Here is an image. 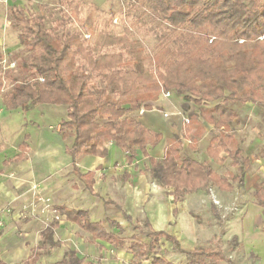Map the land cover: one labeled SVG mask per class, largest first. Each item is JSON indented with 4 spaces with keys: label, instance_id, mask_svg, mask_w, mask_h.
Returning a JSON list of instances; mask_svg holds the SVG:
<instances>
[{
    "label": "trees",
    "instance_id": "trees-1",
    "mask_svg": "<svg viewBox=\"0 0 264 264\" xmlns=\"http://www.w3.org/2000/svg\"><path fill=\"white\" fill-rule=\"evenodd\" d=\"M134 4L142 9V15L163 26L150 51L139 39L131 38L127 27L119 34L103 28L88 45L78 33L62 31L55 35L34 28L31 18L11 6V24L20 28L29 49L39 51L27 64L29 78L14 79L3 98L4 108L28 111L39 104L63 105L66 114L58 123V134L63 140L72 139L65 151L73 160L82 154L105 156L107 142L124 152L128 164L140 151L148 157L150 175L172 189L175 203L210 184L231 191L235 184L242 183V175L228 172L221 176L207 163L182 153L178 135L167 139L161 160L151 157L146 146L156 145L162 133L147 128L129 112L140 107L151 109L150 102L162 93L181 95L183 110L188 109V102L198 106V112L187 116L186 129L192 131L190 146L196 147L205 131L202 121L213 124L218 133L209 140L207 155L223 162L221 152L228 149L232 161L248 166L249 158L241 154L230 132L237 112L229 103L264 107V0H134ZM68 6L77 14V4L69 2ZM109 47L118 51L108 53L105 49ZM10 76V70H6L3 77ZM96 77L101 85L93 84ZM26 145L24 141L20 144L22 151ZM23 157L22 152L15 159ZM255 197L264 206V185ZM55 209L73 216L96 238L114 246L124 243L106 233L99 222H90L83 211L62 206ZM56 226L50 224L41 231V242L20 264H35L41 251L56 245L51 240ZM147 235L149 243L131 238L128 248L133 258L140 264H174L156 247L161 238L178 245L176 238L163 231ZM187 253L190 264H234L220 250L209 247H196ZM0 264L6 263L0 258ZM56 264L101 262L85 260L70 251Z\"/></svg>",
    "mask_w": 264,
    "mask_h": 264
},
{
    "label": "rangeland",
    "instance_id": "rangeland-1",
    "mask_svg": "<svg viewBox=\"0 0 264 264\" xmlns=\"http://www.w3.org/2000/svg\"><path fill=\"white\" fill-rule=\"evenodd\" d=\"M69 2L77 4V14L68 6ZM133 4L134 0H0V125L4 135L9 139L7 141L0 136V148H5L10 142L9 151H12L14 144L19 142L18 139L27 127L29 130L37 128L35 131L41 134L49 133L52 139H58L61 146L71 142L70 138L60 140L58 118L55 121L56 116L65 113L63 105L39 104L28 111L21 108L11 111L4 109L3 98L10 90L14 79L23 81L29 78L27 64L39 51V48L31 50L26 46L20 35V28L11 24L8 9L12 6L20 14L31 18V25L34 24V28H42L55 35L62 31L78 33L88 45L93 44L96 34L103 28H107L111 34H119L127 27L131 30V38L139 39L145 50L150 51L156 43L157 35L164 31L163 26L142 15V9L136 8ZM105 51L117 52L118 48L109 47ZM82 68L86 69V66L83 65ZM6 70H10L9 78L3 77ZM93 84L101 85L100 78L96 77ZM164 96L174 103L176 108L168 103L160 108L161 114L166 115L171 110H177L176 112L181 115L180 119L172 124L174 131L182 134L181 152L190 154L197 160L208 158L205 150L211 137L218 133V129L213 124L202 121L205 131L198 141L199 144L191 147L192 149L189 148L192 131L186 129L187 116L188 113L198 112V106L188 102V109L183 110L181 104L184 98L181 95L167 92ZM229 105L237 112L236 119L230 123V132L234 135L241 154L249 158V165L245 166L241 161H232L227 155L228 149H224L221 152L224 162L222 164L211 162V166L221 174L228 171L241 174L242 183L235 185L232 193L222 198L216 194L214 186L210 185L205 189V194L191 195L186 199L191 207V215L197 223L195 239L198 240V245L220 250L234 264H264L262 258L260 260L248 251V246L244 242H248L246 239L248 234L245 235L240 224L249 213L246 205L255 202V189L264 182V107L251 103ZM141 108L132 109L129 115L139 119L143 116ZM179 124L184 126V132L180 131ZM144 171L150 173L148 165ZM18 174L5 169L1 176L4 179L1 181L0 178L1 258L7 264H20L32 247L41 242L40 231L54 223L58 226L54 227L51 240L56 245L41 251L35 264H56L57 261L66 258L70 251H75L78 257L83 253L91 254L88 250L83 251L82 246L87 245L86 241H89V238L86 236L83 240L84 234L81 230L60 226L62 215L55 209L56 203L52 195L44 190L42 182L24 180ZM152 180L157 181L153 177ZM142 225L145 227V224ZM127 232L130 233L131 228L122 234ZM132 232H137L136 228H132ZM125 242L126 244L119 247L104 245L103 249L101 246L98 248L100 253L95 255L99 256L102 264H140L136 259H130L128 241ZM175 247L171 252L163 251L159 243L156 250L168 258L176 252L185 253L184 255L179 253L180 256L177 253L180 259H171L174 264H190L191 259L187 250L180 251L179 246ZM142 264L150 262L145 261ZM221 264H225V261Z\"/></svg>",
    "mask_w": 264,
    "mask_h": 264
},
{
    "label": "crops",
    "instance_id": "crops-1",
    "mask_svg": "<svg viewBox=\"0 0 264 264\" xmlns=\"http://www.w3.org/2000/svg\"><path fill=\"white\" fill-rule=\"evenodd\" d=\"M168 103L174 109L176 108L175 104L165 98L164 93H162L157 100L150 102L151 109L141 108L143 116L139 117L147 128L162 133V138L156 145L148 144L146 146L149 155L157 160L163 158L168 138L178 135L183 143L182 134L174 131L172 127V124L177 122L181 115L176 112L177 110H171L166 115L160 112V108L168 105ZM63 109L65 113H60L56 116L55 121L57 120L56 118L60 121L65 117L66 111L64 107ZM179 127L180 131L184 132V126L179 124ZM35 129L29 130V127H27L21 138L18 139L19 142L14 144L12 151H9L10 142L7 143L5 148H0V178L5 169H7L8 172L19 173L18 176L21 179L28 181L40 180L39 182H42L44 190L52 195L56 203L55 207L62 206L75 211H83L90 222H99L106 233L113 234L119 240H124L123 244L128 241V247L132 237L144 243H149L151 238L147 234L150 231H163L174 236L178 241V249L180 251H191L196 247H204L201 244L198 245V240L195 239L197 238V223L191 215V207L186 197L203 195L205 194V188L185 194L179 202L175 203L173 196L170 194L172 189L164 187L158 181L152 180L150 173L144 171L146 165L148 167L150 165L148 157L143 156L140 151H138L134 161L128 164L126 163L124 152L113 142H107L105 143L107 149L105 156L82 154L73 160L65 151V147L72 143V139L69 144L61 146L58 139H52L49 133L41 134ZM0 133L1 137L9 141L8 137L4 135L1 125ZM26 134L28 135L27 138H25ZM59 138L63 140L60 135ZM23 141L27 145L25 150L22 151L20 144ZM188 147L191 148L190 144H188ZM22 152L24 157L15 159ZM186 155L197 160L196 157L190 154ZM198 161L205 162L210 166L211 162L217 164L224 162L213 160L209 156ZM212 169L217 172L214 168ZM228 172L226 174L217 173L224 176ZM2 179L4 178H1V181ZM263 185L264 182L259 188L255 189V192L262 188ZM234 188L231 191H223L214 186L215 192L220 198L232 193ZM7 190L9 191V189ZM9 192L7 195H9ZM246 209L249 210V213L240 222L245 235L248 234V238H246L248 242H244L252 255L264 260V212H262L264 206L258 204L255 197V202L246 205ZM59 214L62 215L60 226L70 229L75 227L83 232V240H85L86 236L89 238V241H86L87 245L83 244L82 247L83 251L88 250L91 254L83 253L79 257H84L85 260H100L99 256L95 255V253H100L98 248L102 246L104 249V245H108V247L114 246L109 242L94 237L91 232L82 229L73 216L67 217L65 213ZM142 224H145V227ZM129 228H131L130 233L122 234L126 230L129 231ZM132 228H136L137 232H132ZM39 237H41V231ZM159 243L162 250L168 252L173 251L176 246L165 238H161ZM35 246L22 260L32 253ZM128 252L130 259H133L129 248ZM177 253L178 255L179 253L185 254L176 252L172 254L171 258L180 259ZM164 257L174 263L171 258Z\"/></svg>",
    "mask_w": 264,
    "mask_h": 264
}]
</instances>
